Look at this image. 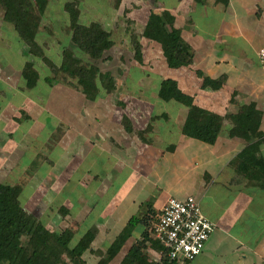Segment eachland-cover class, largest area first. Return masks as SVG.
Wrapping results in <instances>:
<instances>
[{"label":"rangeland","instance_id":"374dc122","mask_svg":"<svg viewBox=\"0 0 264 264\" xmlns=\"http://www.w3.org/2000/svg\"><path fill=\"white\" fill-rule=\"evenodd\" d=\"M66 1L75 3L79 12L78 21L81 24H96L110 33L113 45L105 50L100 58L92 59L72 44L70 19L64 10ZM224 1L47 0L44 10L41 11L39 28L35 35L36 41L42 47L47 59L56 66L61 63L64 48H71L74 55L83 63L96 66L97 91L93 97L87 96L82 88L75 84V80L63 72L58 71L56 75H53L42 58L28 52L27 46L16 33L13 25L3 17V9L0 6V57H3L1 63L5 65V71L0 69L2 73L0 78L8 84H15L19 76L18 72L21 68L23 69L26 62L31 63V75L33 76V72H36L38 76L37 87L33 92L35 95L33 110L25 109L30 106L28 99L21 108L23 112L17 111L14 116L12 114L0 116V124H4L3 129L12 125L10 134L7 130L4 132L0 130V182L20 185L24 207L35 214L49 230L60 232L71 227L76 234H80L86 228L91 229L95 237L103 242V245H99L98 248L104 249L105 243L109 242L113 236L108 213L104 212L110 199L114 202L107 211L112 210L118 202L127 206L128 199L134 198L132 209L138 206L136 214L140 216L146 214L147 202L150 198L157 196L152 195L151 190L153 187H159L151 178L145 179L140 176L133 183L131 179L126 180L122 173L108 172L111 157L109 146L117 140L120 143L125 141L124 139L111 140L108 136L115 133L119 136L129 133L130 143L137 142V138L143 142L147 141L150 145L149 153L157 154L159 157H165L172 151L173 143L189 141L184 140L185 136L181 133V125L188 107L177 101H163L158 97L162 79H175L183 92L193 96L195 104L214 106L224 112L222 116L226 118L236 113L239 119L240 93L234 89L235 77L233 82L229 83L226 80L216 91H205L207 88L202 86L206 75L205 70L202 69L204 61L195 59L187 66L169 68L160 44L143 35L150 12L168 11L174 17L173 25L181 31L183 26V29H186L187 21L189 22L190 19L182 11L180 14L186 19L181 15L175 17L173 13L180 7H188L190 12H195V22L202 23L204 18L207 19L205 11L214 7L216 3L223 5L225 9ZM191 26L190 31H193V35L194 30L200 31L192 24ZM137 48L140 52L139 58L136 53ZM227 55L228 53H224L223 60L219 58L213 61L219 67L213 70L215 73L221 72V64L229 62L226 60ZM198 72H202L204 76ZM221 75L225 74H219L216 77L219 78ZM45 77H50L52 80L48 81ZM13 101L21 105L20 101L23 99L14 97ZM63 103L65 104L62 105ZM69 107L84 112L86 134L91 136L102 133L99 134L102 143L100 149L94 148L88 156H84L87 163L89 157L92 158L97 152L96 157H93V163L88 165L85 163L84 166L81 162L80 170L71 169L72 160L65 162L61 155L60 145L66 144L62 138L66 124L61 123L60 116L66 114ZM34 110H38L37 114L33 113ZM45 118H47L48 127L46 125L43 128L39 123L44 124ZM33 120L37 121L36 129L30 127ZM38 125L41 128H38ZM20 141L25 148L19 153L16 148L14 151L6 149L10 145H17ZM121 153L124 154V152ZM4 160L11 163H4ZM233 164L236 167L237 163ZM66 165H69L67 170L63 169ZM95 169L103 170V172L99 175L95 173ZM62 177L65 180H62ZM115 177L120 180L118 181ZM79 181L80 188L74 190L73 188L78 184L76 182ZM65 184L68 187L62 186ZM194 190H198V187ZM67 194L71 203L77 200L76 196H80L78 204L82 206V211L89 212L90 221H82L83 214L78 221L71 217L68 219L62 214L59 209L61 205H64ZM142 202L143 204L139 207ZM206 203L208 198L203 201L204 205ZM92 204L93 206L89 209ZM203 204L201 203L202 208ZM210 207L211 205H208V208ZM78 208L74 206V211L77 212ZM157 212L153 211V213ZM85 223L88 225L86 226ZM101 232L105 234L102 235ZM101 249L99 251H102ZM100 254L101 252L95 254L89 252L86 255L84 252L81 258L84 264H96ZM61 259L62 262L64 261L63 264H75L70 250L63 252Z\"/></svg>","mask_w":264,"mask_h":264},{"label":"crops","instance_id":"0c3cea01","mask_svg":"<svg viewBox=\"0 0 264 264\" xmlns=\"http://www.w3.org/2000/svg\"><path fill=\"white\" fill-rule=\"evenodd\" d=\"M223 4L225 9L223 5L216 3L214 7L210 8L211 10H206L207 19L204 18L202 23L195 22V12H190L188 7H180L173 14L175 17L183 16L180 14L182 11L189 16L188 26L185 30L184 26L181 27V34L192 48L193 60L204 61L202 69L205 70V76L217 79V75L227 74L226 80L229 83L233 82V77H235L236 87L234 89L240 93V117L238 120L240 124L246 122V105L252 103L258 118L256 130L258 135L252 136L250 139L231 135V119L224 116L221 131L213 144L185 136L184 140L189 141L173 143V150L165 157H159L157 154L151 155L149 153L150 145L140 138H137V142L130 143L129 133L121 136L115 133L108 136V138L111 137V140H125L122 143L117 140L116 145L112 143L109 146L111 157L108 163L110 166L108 172L122 173L126 180L131 179L133 183L140 176L145 179L151 178L155 185H158L159 188L153 187L151 190V194L157 196L149 199L146 210L159 211L169 196L183 198L195 194L196 196H194L202 204L204 199L208 198L210 204H203L202 210L216 224V227L199 255L191 261L176 264H264V177L248 179L242 171L239 176L237 166L235 167L232 163L239 153L241 165L253 163L256 157L264 160V61H261L257 54L258 50L264 47V0H225ZM201 11L204 12V10ZM184 18L186 19V17ZM191 24L193 27L199 28L200 31L194 30L193 35V31H190ZM224 53H228L226 60L229 62L221 64V72L217 74L213 70H217L219 67L213 61L222 58ZM2 59L3 57H0V69L5 71V65L1 63ZM18 74L15 84H8L0 78V116L1 114L14 116L17 111L23 112L21 108L28 99L30 106L25 109L33 110V104H35L33 92L37 87V78L34 85L27 86L26 80L22 77V68ZM237 76L239 77L236 78ZM0 77H2L1 72ZM205 91L216 90L207 88ZM14 97L23 99L20 101L21 105L13 101ZM45 100L47 99L45 98ZM200 106L220 115L224 114L214 106L204 104H200ZM37 112L38 110L33 111L35 114ZM84 120V112L70 109V107L66 114L60 116L61 123L66 124L62 136L66 144L60 145L62 160L65 162L72 160L71 169L80 170L82 168L80 163L83 162V165L86 163L84 156H88L94 148L95 150L100 149L102 144L99 137V134L102 133L91 136L85 133ZM36 123L37 121L33 120L30 127L36 129ZM40 124L41 127L46 126L47 118L44 119V124ZM3 125V123L0 124V130L2 132L7 130L10 134L12 125L5 129L2 128ZM39 125L38 128H41ZM14 148L19 153L25 148V145L23 146L20 141L17 145H10L6 149L14 151ZM121 152L124 154L122 155ZM4 153L6 154V151ZM96 153L93 157H96ZM93 157H89L87 165L93 163ZM7 162L9 161L5 162L4 160V163ZM6 165L11 166V164ZM64 166L65 170L69 167V165H66L65 168ZM101 172L103 170L95 169V173L100 175ZM116 179L120 180V178ZM62 180L65 178L62 177ZM76 183L78 184L73 188L74 190L80 188V181ZM67 185L69 186V183ZM67 185L62 186L68 187ZM195 187H198V190H194ZM78 197L80 196L75 198L77 202L73 200L71 203L67 194V199L64 200L65 203L60 206L59 210L68 219L71 217L78 221L83 214L82 221H90L89 212L82 211V206L78 204ZM113 202L114 200L110 199L106 210H104L105 213H108L113 229L112 239L105 243L104 249H101L98 246L103 245V242L99 241L93 233L94 238L90 248L86 250V255L89 252L91 254L101 252V257L126 225L128 219L132 215L141 217L136 214L138 206L132 209L134 198L128 199L127 206L118 202V204L114 203L115 206L112 210L107 211ZM73 203H77L74 206L79 207L77 212L74 211ZM142 204L143 202L139 204V207ZM208 205L211 207L208 208ZM92 206L93 204L89 209ZM85 225L87 226L88 223ZM143 230L144 226L139 223L108 264H121L131 245L141 237ZM81 234L75 233L77 237ZM101 234L103 235L105 232H101ZM100 249L102 251H99ZM155 251L154 247L147 246L145 248L147 258H154Z\"/></svg>","mask_w":264,"mask_h":264},{"label":"trees","instance_id":"16d2710c","mask_svg":"<svg viewBox=\"0 0 264 264\" xmlns=\"http://www.w3.org/2000/svg\"><path fill=\"white\" fill-rule=\"evenodd\" d=\"M46 3L47 0H0L3 17L13 25L20 39L27 46L28 52L42 58L48 64L53 75H56L58 71L63 72L74 79L75 84L81 87L87 96L93 97L97 91L96 66L83 63L80 58L74 55L71 48L62 50L61 63L56 66L47 59L42 47L36 41L35 35L39 28L41 11L44 10ZM64 10L70 19L72 44L90 58H100L104 51L113 45L108 31L99 25H83L78 21L79 12L73 1H66ZM173 19V15L168 11L150 12L143 35L160 44L169 68H179L192 63L194 54L190 44L182 37L180 29L173 25ZM136 53L139 58L138 48ZM30 67L31 63L26 62L22 69V77L26 80L27 86L34 85L38 77L36 72H33V76L31 75ZM201 76H204L203 73ZM45 79L52 80L50 77H45ZM225 80V75L217 79L204 76L202 86L218 90ZM157 95L163 101L174 100L188 107L181 125V133L184 136L208 144H213L216 141L222 128L224 118L222 115L195 104L193 96L183 92L178 82L173 78L162 79ZM246 111L244 124H240L237 115H230L232 118L231 135L242 136L245 139L258 135L256 132L258 118L254 105L252 103L246 105ZM234 162L237 163L238 175L242 171L248 179L264 177L263 159L256 157L253 163L241 165L239 153L232 160V163ZM154 214L149 209L146 210L144 216L132 215L96 264H108L139 223L144 226L141 237L131 245L121 264H151L145 253V248L147 246H152L155 249L162 248L159 242L149 237L147 231L150 221L154 219ZM24 237L29 238L25 240ZM93 238L94 234L90 229L84 230L79 237H76L75 231L71 227L60 232L49 230L37 219L35 214L30 213L24 207L20 185L0 182V264H59L62 262V253L68 250H70L72 261L75 264H84L81 256L90 248ZM163 261L166 264H176L168 262L165 256Z\"/></svg>","mask_w":264,"mask_h":264},{"label":"built area","instance_id":"2783aa9c","mask_svg":"<svg viewBox=\"0 0 264 264\" xmlns=\"http://www.w3.org/2000/svg\"><path fill=\"white\" fill-rule=\"evenodd\" d=\"M257 54L264 61V47ZM153 218L147 231L162 248L156 249L154 258H149L151 264H166L164 256L173 263L193 260L215 229V223L204 214L194 195L167 197Z\"/></svg>","mask_w":264,"mask_h":264}]
</instances>
